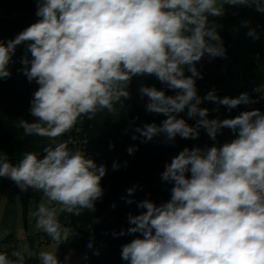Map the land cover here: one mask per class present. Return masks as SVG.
<instances>
[{
	"label": "clouds",
	"instance_id": "9594fccd",
	"mask_svg": "<svg viewBox=\"0 0 264 264\" xmlns=\"http://www.w3.org/2000/svg\"><path fill=\"white\" fill-rule=\"evenodd\" d=\"M225 4L254 6L264 13V0H38L36 15L41 19L6 45L0 42V79L10 77L16 47L30 42L31 60L22 58V71L39 87L29 109L36 119L17 123L25 135L54 140L82 117L93 120L105 109L115 112L114 105L123 107L121 98L130 96L132 77L145 74L175 94L140 87L141 99L148 97L146 110L167 118L159 125L136 127L139 136L133 140L197 139L201 128L212 140L223 128L235 135L219 148L185 147L165 165L161 175L173 184L171 198L159 205L137 201L145 211L128 215L133 226L127 233L143 237L122 245V259L129 264H264V114L255 109L235 118L209 119V110L200 107L205 100L229 110L257 101L247 92L221 98L213 90L201 97L195 84L203 79L196 62L206 54L210 59L226 57L218 26L209 20L223 16ZM247 34L259 38L255 29ZM185 68L191 75H185ZM253 91H264V85ZM185 110L196 118L195 125L178 118ZM136 150L127 149L129 154ZM43 152V158L24 153L15 165L0 155V177L10 178L22 191H41L47 203L30 214L35 227L53 241L67 242L71 229L61 225L59 213L79 217L85 210L94 211L95 201L103 196L100 181L106 167L80 149L73 151L67 141L45 146ZM119 167L113 163L114 170ZM135 191L136 186L128 188L122 199L132 204L129 197ZM5 236L0 234V239ZM12 255L15 260L0 253V264H25L19 251ZM39 259L41 264H63L57 251H41Z\"/></svg>",
	"mask_w": 264,
	"mask_h": 264
},
{
	"label": "trees",
	"instance_id": "16d2710c",
	"mask_svg": "<svg viewBox=\"0 0 264 264\" xmlns=\"http://www.w3.org/2000/svg\"><path fill=\"white\" fill-rule=\"evenodd\" d=\"M37 3L38 0H0V8L6 14L0 16V42L6 45L8 40L14 39L36 23L33 16L37 12ZM12 13L15 17H11ZM209 20L218 26L217 31L226 49V57H208L206 62L203 59L196 62L197 70L203 76V79L197 78L195 81L197 94L204 97L214 90L221 98H236L247 92L257 102L241 104L229 110L227 106L205 100L200 107L209 110V119L235 118L243 111L255 109L264 114V91H253L257 86L264 85V13L256 11L254 6L237 5L233 12L224 13L221 17L210 16ZM250 29H255L258 39L247 34ZM28 43L30 42H23L16 47L8 66L11 75L0 79V155L6 154L14 165L27 152L43 158V148L53 145L52 138L25 135L24 130L17 127L21 119L29 122L36 119L31 116L29 109L33 93L38 90L39 85L35 81H28L21 63L24 54L31 60V54L27 51ZM185 75H191L187 68ZM141 86H155L158 90H165L166 95L175 94L154 75H137L132 77L127 88L129 98H121L123 107L117 103L113 113L105 109L98 112L93 120L83 118L82 125L89 138L87 151L95 156L94 162L98 166L106 167V174L100 181L103 196L95 201L94 211L85 210L79 217L69 213L61 214L63 217L68 214V219L61 225L71 229L68 241L62 242L57 252L61 262H64L68 251L74 250L87 257L80 264H129L122 259V245L137 237L143 238L140 233L127 237V229L133 226L128 221L129 213L138 215L145 211L137 207V201L149 199L159 205L171 198L173 184L163 181L161 175L165 165L170 164L166 154L172 153L173 158L185 147L192 149L194 139L177 136L174 141L165 143L163 136H157L147 143H143L141 139L133 140V135L139 136L134 131L136 127H143L146 123L159 125L167 118L164 114L146 110L148 97L141 99ZM187 123L195 125L196 118H190ZM199 137L200 148L203 150L213 146L222 147L236 138L228 128L221 129L215 140L201 128ZM110 144L114 147L110 148ZM129 147L137 150L129 154ZM114 162L120 165L115 170ZM186 175L191 177V173ZM134 186L136 191L129 197L133 199V203L128 204L122 197H127V189ZM5 189H11L20 195L25 218H28L30 201L38 202L43 196L41 191L31 188L22 191L10 178L0 177V202ZM121 231L125 235H119ZM34 237L30 239L31 255L25 258V264H41L39 248L42 242L37 236ZM48 241L49 244L54 242L51 238ZM90 242L91 248L88 247ZM15 259L16 257L13 258Z\"/></svg>",
	"mask_w": 264,
	"mask_h": 264
},
{
	"label": "rangeland",
	"instance_id": "374dc122",
	"mask_svg": "<svg viewBox=\"0 0 264 264\" xmlns=\"http://www.w3.org/2000/svg\"><path fill=\"white\" fill-rule=\"evenodd\" d=\"M237 5H224V13H231L234 11ZM239 7H245L244 5H239ZM178 118H184L189 122L190 118L187 116V112L180 113ZM200 139V137H199ZM197 141L194 139L193 144ZM201 141V140H200ZM199 141V143H200ZM167 162L171 163L172 153H167ZM47 203V198L44 195L40 198L38 202L34 200L29 203V212L35 213L39 204ZM59 208L60 205H54ZM29 215V214H28ZM34 218V215H31ZM0 229L18 241L19 252L24 258H29L31 255V242L30 239H34V234H31L32 227L28 225V219L24 216V210L21 203L20 195L11 189H5L0 202ZM61 243L54 241L51 243V247L58 252ZM44 245L39 248V252L45 251ZM80 254L74 250L68 251L64 258L63 264L77 263Z\"/></svg>",
	"mask_w": 264,
	"mask_h": 264
},
{
	"label": "built area",
	"instance_id": "2783aa9c",
	"mask_svg": "<svg viewBox=\"0 0 264 264\" xmlns=\"http://www.w3.org/2000/svg\"><path fill=\"white\" fill-rule=\"evenodd\" d=\"M6 14H4L3 8H0V16H4ZM15 14L12 13L11 17H15ZM41 18L38 17L37 15L33 16V21L37 22L38 20H40ZM26 56V54L23 55V57ZM22 57V58H23ZM202 59L206 62L208 60V56L207 54L202 57ZM20 60V59H18ZM31 65L29 64L27 67H30ZM25 67V66H24ZM84 117L78 119L77 124L68 132L64 133L62 136H59L57 138H55L53 140L52 138V144L54 146L55 143H59L61 141H67L69 143V148L72 149L73 151H75L76 149H80L82 151H84L86 153V155L93 159L94 161L96 160L95 156L93 154H89L87 151V144L89 141L88 135L84 130V127L82 125V123L84 122L83 120ZM81 119L83 120V122L81 123ZM200 139L199 137L197 138V141L193 144V148H200V143H199ZM201 142V141H200ZM96 163V162H95ZM62 213H59V222L62 224L64 223V220L66 221L68 219V214L65 215V217H63L61 215ZM28 225L32 227V232L31 234H34V236H37L39 238V240L42 242V245H49V239L50 237L44 233L41 230H38L35 227V222H36V218H32L29 212L28 215ZM5 233L0 229V234ZM127 237H130V234H127ZM51 244V243H50ZM14 251H19V247H18V241L16 239H14L11 234H7V236H5L3 239H0V253H6L9 257V259L15 258L12 253Z\"/></svg>",
	"mask_w": 264,
	"mask_h": 264
},
{
	"label": "crops",
	"instance_id": "0c3cea01",
	"mask_svg": "<svg viewBox=\"0 0 264 264\" xmlns=\"http://www.w3.org/2000/svg\"><path fill=\"white\" fill-rule=\"evenodd\" d=\"M51 244L49 245H44L45 247V251H55V249H53L51 246ZM40 253V252H39ZM87 259V257L85 255H80L78 258L77 263H72V264H80L81 262L85 261Z\"/></svg>",
	"mask_w": 264,
	"mask_h": 264
}]
</instances>
